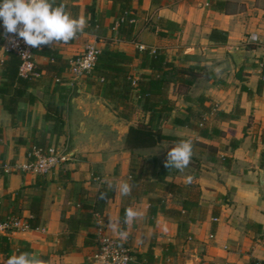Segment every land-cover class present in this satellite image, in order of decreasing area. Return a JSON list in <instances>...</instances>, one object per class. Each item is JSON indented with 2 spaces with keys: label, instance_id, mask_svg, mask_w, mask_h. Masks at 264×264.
I'll return each mask as SVG.
<instances>
[{
  "label": "crops",
  "instance_id": "obj_1",
  "mask_svg": "<svg viewBox=\"0 0 264 264\" xmlns=\"http://www.w3.org/2000/svg\"><path fill=\"white\" fill-rule=\"evenodd\" d=\"M93 2L101 21L100 36L83 29L72 43L52 46L65 59L81 52L88 41L101 50L114 48L133 57L129 68L135 79L151 72L139 67L135 57L139 46L162 49L175 65L197 68L199 75L191 86L168 87L174 108L158 126L178 140L128 148L129 126L146 123L149 115L134 101L130 116L122 117L121 108L103 96L102 80L94 74L71 80L66 70L55 81L42 72L36 85L27 89L34 101L19 102L14 117L0 98V218L17 217L28 224L38 214L36 227L0 231L11 244L8 252L0 253V264L21 253L36 255L43 264H98L90 258L98 224L136 257L150 251V264H264V84L260 92L256 90L264 63V0H131L140 15L133 40L115 36L112 24L118 6L112 0L71 3L79 6L78 17L86 18L85 7ZM141 12L163 21L147 24ZM213 30L223 32L225 41L212 40ZM251 34L256 41L249 39ZM234 50H242L239 66ZM1 57L7 56L0 52ZM34 60L49 61L37 54ZM4 75L0 67V83ZM51 104L56 105L54 111L47 108ZM201 106L210 108L202 116L214 132L202 136L193 127L175 123V118L194 122L187 109L197 112ZM40 132L45 134L41 138L45 146H58L71 155L47 174L22 172L17 166L26 160ZM181 140L192 141L190 163L183 171L170 168L163 173L165 181L182 190L170 193L166 185L141 190L128 208L142 215L126 224L120 218L123 195L117 186L129 183L132 175L154 180L153 170L160 169L167 151ZM6 166L12 171L5 172ZM104 185L114 187L104 212L68 241L67 221L79 217L84 205L94 204ZM156 197L166 208L182 209L183 202L195 206L188 211L194 219L181 223L155 202L156 213L149 215L150 198ZM146 263L137 258L131 264Z\"/></svg>",
  "mask_w": 264,
  "mask_h": 264
},
{
  "label": "trees",
  "instance_id": "obj_2",
  "mask_svg": "<svg viewBox=\"0 0 264 264\" xmlns=\"http://www.w3.org/2000/svg\"><path fill=\"white\" fill-rule=\"evenodd\" d=\"M75 1V0H70ZM115 5L118 6V14L116 21L112 24V28L115 27V36L117 38L133 40L136 36V21L139 19V13L132 8L131 0H112ZM65 2L64 0H53V6H59L61 3L65 5V10L73 18H77L79 15V6L73 3ZM85 13L87 14L86 20L87 26L85 31L95 35L97 38L101 34V21L97 17L95 11L94 2L85 7ZM147 24L160 25L162 18H157L155 21L150 14L141 12ZM134 21H131V20ZM0 21V34H1ZM160 28V27H159ZM154 30V28H153ZM158 35H163V32L158 29ZM79 33L77 34V36ZM76 36V37H77ZM75 37V38H76ZM210 38L217 41H225L226 37L223 32L213 30L210 33ZM70 41L69 43H72ZM37 55H42L49 59L48 62L42 64H35V71L39 72V76L22 77L18 74V67L21 62L18 55L15 53H9L6 58L0 63L1 69L4 71V79L0 83V98L3 103V107L11 113L14 117L18 103L21 101L33 102L34 96L27 92V89L36 85L38 78H40L43 72L44 76L54 79L60 78L62 74L67 70L69 59H65L59 53L58 49L54 46L45 45L40 50L35 52ZM135 57L140 59L139 67L148 68L151 70L148 74H141L136 79V84L132 85L129 64L133 57L122 54L114 48H104L97 55L95 66L91 74H94L102 80V94L112 103L116 108H121L119 113L122 117H129L134 108V101L137 105H140L144 113L149 115L148 121L138 122L136 125L129 126L125 137V145L128 148H145L155 146L157 143L164 139L178 140L177 137L168 136L161 132L159 123L167 119L171 111L174 108V101L168 98V87L170 84H180L185 86H191L199 73L197 68L192 66L183 67L177 66L173 62L167 60L166 55L162 49L151 50L149 48L136 49ZM264 75V68L262 69ZM264 84V79L259 81L257 86V92L261 91ZM247 91L249 89L246 88ZM201 102L205 100V97H200ZM202 105V103H201ZM49 111H54L56 105L51 104L47 106ZM209 107L201 106V110L194 112L188 108V115L194 117V122H190L186 119L175 118V123L188 125L196 129L199 135H207L209 132H214L212 128L204 124L203 112L209 111ZM41 137L35 140L34 146L46 147L41 138L45 137L43 132H40ZM168 170L161 165L159 170L154 169V180H145L136 175H132L129 184L132 187L131 194L123 196L120 218L125 220V210L128 208L131 199L134 196H138L140 191L146 193L148 190H155L158 186L166 185V189L170 193H178L182 190L179 185L174 182H167L164 180V171ZM194 187V186H192ZM114 187L111 185H104L97 194V199L92 205H84V211L81 212L79 217L70 218L67 221L68 229V241H71L75 233L80 227L89 226L92 223L93 217L98 214L102 215L106 207L107 200L113 196ZM151 204L149 208V215L156 213V206L152 205V202L160 203L161 209L170 217L185 223L189 220H193L194 217L188 215L189 209L196 208L195 206L188 207L185 202L182 204V209L166 208L163 199L161 197L150 198ZM5 219V218H4ZM0 218V221L4 220ZM30 227H36L38 224V214L35 212L31 218L28 219ZM11 249V244L7 236H0V253H6ZM137 258L142 261L145 259L146 264L152 263L150 257V251L145 254H138Z\"/></svg>",
  "mask_w": 264,
  "mask_h": 264
},
{
  "label": "clouds",
  "instance_id": "obj_3",
  "mask_svg": "<svg viewBox=\"0 0 264 264\" xmlns=\"http://www.w3.org/2000/svg\"><path fill=\"white\" fill-rule=\"evenodd\" d=\"M0 21L6 33L18 36L32 48L43 45L52 46L56 43H69L87 26L84 16L73 18L65 10V5L53 6V0H0ZM192 156V141L181 140L167 151L164 166L183 171L190 163ZM191 182V177L188 178ZM111 187V185H110ZM123 196L131 194L132 187L123 182L118 185ZM141 212L129 207L125 210L126 224L140 217ZM125 234L121 233L123 237ZM6 264H43L42 260L30 253L10 256Z\"/></svg>",
  "mask_w": 264,
  "mask_h": 264
},
{
  "label": "built area",
  "instance_id": "obj_4",
  "mask_svg": "<svg viewBox=\"0 0 264 264\" xmlns=\"http://www.w3.org/2000/svg\"><path fill=\"white\" fill-rule=\"evenodd\" d=\"M131 21H134L133 19ZM1 44L0 52L1 56H7L9 53H15L20 58L21 62L18 67V74L22 77L39 76L40 73L35 71V52L40 50L39 48H32L27 46L23 40L12 33H6L1 24ZM249 39L256 41L255 34H251ZM139 49H143L139 46ZM101 49L97 46L95 41H88L83 46V49L78 54L69 59L67 72L71 80H77L84 76H88L92 73L95 66L97 55ZM4 58H0V63ZM260 66L264 68V63H260ZM261 79H264V75L261 74ZM55 81H60V78H55ZM132 85L136 84V79H131ZM69 156L64 149L55 145L46 147L33 146L26 153V160L19 164L17 167L22 172H31L34 174H47L61 163L67 161ZM5 172L12 171L10 166L4 168ZM98 216V214H96ZM28 224L22 222L17 217H8L0 221V231L9 232L18 228H26ZM213 237V234H210ZM96 248L92 255L91 260L98 264H131L137 261L136 255L131 251L129 247L119 241L117 238L107 235L104 232L102 224L96 226ZM142 262V261H141ZM255 264H261L260 261Z\"/></svg>",
  "mask_w": 264,
  "mask_h": 264
},
{
  "label": "water",
  "instance_id": "obj_5",
  "mask_svg": "<svg viewBox=\"0 0 264 264\" xmlns=\"http://www.w3.org/2000/svg\"><path fill=\"white\" fill-rule=\"evenodd\" d=\"M232 54H233V56H234V60H235L236 65L239 66V64H240V59H241V54H242V50H234V51H232ZM77 98H78V99H79V98H82V96H81L80 93H78ZM67 155L70 157L71 154H69V152H67ZM262 174H263V173H262Z\"/></svg>",
  "mask_w": 264,
  "mask_h": 264
},
{
  "label": "rangeland",
  "instance_id": "obj_6",
  "mask_svg": "<svg viewBox=\"0 0 264 264\" xmlns=\"http://www.w3.org/2000/svg\"><path fill=\"white\" fill-rule=\"evenodd\" d=\"M0 44H1V38H0Z\"/></svg>",
  "mask_w": 264,
  "mask_h": 264
}]
</instances>
